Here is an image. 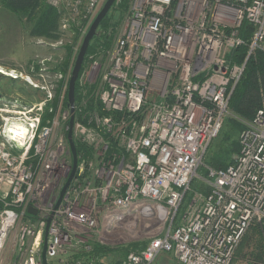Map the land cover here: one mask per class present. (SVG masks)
<instances>
[{"label":"built area","instance_id":"1","mask_svg":"<svg viewBox=\"0 0 264 264\" xmlns=\"http://www.w3.org/2000/svg\"><path fill=\"white\" fill-rule=\"evenodd\" d=\"M47 1L62 16L57 43L77 27L85 37L105 3ZM245 20L253 27L248 39L240 35ZM244 44V61H235L231 51ZM258 50L264 0H130L110 47L86 54L91 82L80 83L92 109L84 120L75 116L73 135L91 150L78 153L62 197L74 163L71 108L61 113L45 103L55 96L50 86H60L53 75L67 81L73 69L31 74L47 99L0 108V264H43L45 241L49 264L105 262L95 244L127 242L140 246L119 264H154L162 253L179 264H232L251 225L264 239V104L244 121L233 162L206 165L207 191L188 195Z\"/></svg>","mask_w":264,"mask_h":264},{"label":"trees","instance_id":"2","mask_svg":"<svg viewBox=\"0 0 264 264\" xmlns=\"http://www.w3.org/2000/svg\"><path fill=\"white\" fill-rule=\"evenodd\" d=\"M128 4L129 0H121L120 9L125 11ZM0 5L15 14L19 20L28 21L30 24V34L32 36L45 37L49 39H57L59 37V13L56 8L49 5L45 0H0ZM109 18L110 16L108 13V15L102 20L97 35H95L91 41L88 53L94 50L95 45H104V47L110 46V36L101 32L103 27L107 24V20ZM117 26L118 23L114 26V28ZM252 28V25L245 20L240 29L241 37L248 39ZM67 50L66 58L56 67V70H66L72 49L70 47ZM247 50L248 46L246 44L238 46L231 51L230 57L235 61L242 62L247 55ZM79 91V83L77 80V103ZM263 104L264 51L258 50L255 54L249 57L243 76L231 96V115H228L229 128L223 132L220 131L221 134L219 133V137L217 136L207 149V151H209L207 156V165H211L215 168H226L233 162L232 156L240 151L239 138H234V136L236 134L238 135L242 131L244 128V121L251 120L256 114V111L262 107ZM76 145L78 153H81L82 151L90 152L91 150L89 146L78 140H76ZM255 235L256 237H254ZM261 240L262 238L258 225H251L240 242L232 264H234L238 259L245 260V262L249 264H259L264 261V249ZM139 246L140 244L138 242H131L126 245L116 247L95 244L93 254L99 256V258H103L104 256H110L116 252L117 255L120 254L124 257L128 250ZM251 246H253V249L251 252H247V248ZM74 257H79V255L76 254ZM250 259H252V261H250ZM120 260V258H113L105 262L97 261L96 264H119Z\"/></svg>","mask_w":264,"mask_h":264},{"label":"rangeland","instance_id":"3","mask_svg":"<svg viewBox=\"0 0 264 264\" xmlns=\"http://www.w3.org/2000/svg\"><path fill=\"white\" fill-rule=\"evenodd\" d=\"M47 3L48 1L45 0ZM106 2V0H105ZM130 2V0H129ZM120 3L121 0H117L115 2V7L113 6L112 9L109 12L110 18L107 20V24L103 27L102 33L109 35L110 36V45L112 44L116 34L118 31H121V29L124 26V19L127 14L128 7L125 11H122L120 9ZM49 4V3H48ZM50 5V4H49ZM129 6V4H128ZM8 11L6 8H3L0 5V63H3L4 66L3 69L6 70H15V72L19 75L17 78L10 77L8 75H5L4 73L0 72V108L1 107H9V108H16L13 107V104H19V107L22 106H29V105H35L40 102H43L47 99V90H42L41 88H36L30 83L31 80V74H39L42 71V68L45 67L47 68L48 72H55V73H64L71 76V71L74 68L77 55H78V50L81 47V44L83 42L84 36L79 35L78 33V27L74 28L76 29L75 31H68V32H62V34H65L67 36L66 39H64L62 42L57 43L60 37L57 39H49L45 37H37V36H32L30 34V24L28 21H21L18 18L14 17V21L11 22L10 20H7L10 23V26L14 27L16 29V34H10L9 35V44H7L6 36L3 33L2 26H4V21L1 19L2 18V12ZM59 13V33H61V13L57 10ZM4 22V23H2ZM118 23V26L114 28V26ZM99 29V28H98ZM15 32V31H14ZM60 36V35H59ZM8 45V46H7ZM7 46V47H6ZM94 46V50L95 47ZM104 46V45H102ZM71 47V54H70V59L67 64L66 70H56V67L61 64L64 59L67 56V49ZM110 47V46H109ZM17 57V60L14 58ZM49 57L51 61H45V63H42L41 60L42 58ZM85 59L83 63V68L81 71L80 78L78 80L79 83V98H78V103L75 102V116L78 117L81 120H84L83 117L87 116V112L90 111L86 110L88 108L86 104L85 99V89L82 90L83 86L86 84H81L80 81L83 83L89 84L91 82L90 74L89 71L91 69L89 68V62L86 61ZM39 62V63H38ZM35 65L36 69L35 71H32V66ZM89 70V71H88ZM49 74V73H48ZM54 74V73H53ZM51 75V74H49ZM58 75V74H57ZM57 75H53L51 80H54L55 84H60L59 88L55 86H50V90L55 94L54 98L52 101L48 102L46 101L45 105L49 106L50 104L54 105L55 107H60V112L68 110L71 108L69 106V98H68V89H65L66 85H69L68 81H64V79L58 78ZM83 75V77H82ZM82 77V78H81ZM51 85V84H50ZM90 87V85H89ZM67 91V95L64 100H60V92L62 91ZM85 92V93H84ZM65 93V94H66ZM77 101V100H76ZM17 102V103H16ZM82 104L83 113H79V105ZM231 112V111H230ZM78 113V115H77ZM91 112H89L90 114ZM71 109H70V118H71ZM83 115V116H82ZM231 113L229 114V116ZM70 118H69V125H70ZM77 118V119H78ZM1 116H0V124H1ZM229 128L228 125V116L225 118V122L223 125V128L221 132L227 130ZM220 132V134H221ZM219 134V135H220ZM219 137V136H218ZM239 138L240 133L234 136V138ZM75 142L76 140L79 141V138H74ZM211 150V149H210ZM209 154V151H207V154H205L203 158V164L200 166L198 169V175L193 179L190 190L188 195L193 194L196 190H203L204 192L207 191L206 185H204L202 181V177H206L207 171H206V165H207V156ZM237 154V153H236ZM235 155V154H234ZM234 155L232 157H234ZM206 162V163H205ZM259 227V226H258ZM260 230V228H259ZM261 233V230H260ZM256 237V235L254 236ZM258 237V236H257ZM261 238H262V244H263V249H264V239L261 233ZM131 242L127 243H121L116 246H123ZM240 245V244H239ZM239 247V246H238ZM238 249V248H237ZM253 249V246L247 248V252H251ZM237 251V250H236ZM236 253V252H235ZM117 253H113L108 257H105V261H109V259H122L123 256L120 254L116 256ZM251 257V256H250ZM48 261V260H47ZM252 261V259H250ZM249 261V262H250ZM51 264H59L56 259L51 260ZM154 264H179L177 260L174 258L172 253H162L160 256L156 259ZM234 264H249L245 262V260L238 259ZM259 264H264V261H262Z\"/></svg>","mask_w":264,"mask_h":264},{"label":"water","instance_id":"4","mask_svg":"<svg viewBox=\"0 0 264 264\" xmlns=\"http://www.w3.org/2000/svg\"><path fill=\"white\" fill-rule=\"evenodd\" d=\"M116 1L117 0H106L102 9L100 10V12L96 16V18L93 20L86 36L84 37L82 45L80 47V50H79V53L77 55V59H76V62H75V65H74V68L72 71V76L70 78L68 98H69V106L71 107V113L72 114H71V118H70V128L68 131V139H69L70 147L72 150L74 163H73L72 173H71L66 185L64 186V188L61 192V197L63 196L66 188L68 187V185L70 183V180L72 179V177L75 173L77 161H78V150H77V145H76L74 135H73V127H74V122H75V102H76L77 80L79 79L80 72H81V69L83 67V63H84L86 54L88 52L90 43L93 40V38L95 37V35H97L98 28H99L102 20L108 15V13L112 9V7L114 6ZM29 211L32 213H36V210L33 207H30ZM47 236H48V232H46V239H47ZM46 248H47V244L45 241L43 254H42V263L43 264H49L47 261V257H46Z\"/></svg>","mask_w":264,"mask_h":264},{"label":"crops","instance_id":"5","mask_svg":"<svg viewBox=\"0 0 264 264\" xmlns=\"http://www.w3.org/2000/svg\"><path fill=\"white\" fill-rule=\"evenodd\" d=\"M14 17H16L15 16V14H13L12 12H10V11H5V12H2V20L5 22H2V23H4V26H2V30H3V33H4V35L6 36V39H8L7 40V44H9L8 42H9V35L10 34H16V29L14 28V27H12V26H10V23L7 21V20H10L11 22H13L14 21ZM17 18V17H16ZM15 31V32H14ZM8 46V45H7ZM6 46V47H7ZM11 57V56H10ZM11 58H14L15 60H17V57L15 58V56L14 57H11ZM4 66H6V65H4L3 63H0V68L2 69V70H4L3 69V67Z\"/></svg>","mask_w":264,"mask_h":264},{"label":"bare ground","instance_id":"6","mask_svg":"<svg viewBox=\"0 0 264 264\" xmlns=\"http://www.w3.org/2000/svg\"><path fill=\"white\" fill-rule=\"evenodd\" d=\"M1 70H2V69L0 68V72H1ZM3 71H4V70H3Z\"/></svg>","mask_w":264,"mask_h":264}]
</instances>
